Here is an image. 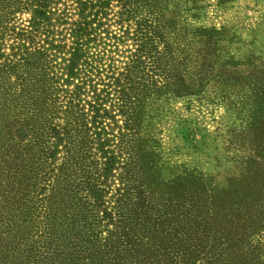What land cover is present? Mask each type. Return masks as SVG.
I'll return each mask as SVG.
<instances>
[{"label":"trees","instance_id":"trees-1","mask_svg":"<svg viewBox=\"0 0 264 264\" xmlns=\"http://www.w3.org/2000/svg\"><path fill=\"white\" fill-rule=\"evenodd\" d=\"M178 12L0 0V264H264V142L219 192L164 177L144 130L153 102L203 86L184 70ZM258 86L250 125L264 127Z\"/></svg>","mask_w":264,"mask_h":264},{"label":"rangeland","instance_id":"rangeland-1","mask_svg":"<svg viewBox=\"0 0 264 264\" xmlns=\"http://www.w3.org/2000/svg\"><path fill=\"white\" fill-rule=\"evenodd\" d=\"M173 4L180 10L177 27L192 44L181 55L184 70L206 74L202 87L153 102L144 130L156 141L158 171L164 177L193 173L206 179L207 189L233 191L257 166L252 162L260 163L254 148L262 149L264 142L258 116L250 125L258 84L264 83V0Z\"/></svg>","mask_w":264,"mask_h":264}]
</instances>
